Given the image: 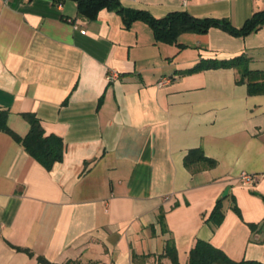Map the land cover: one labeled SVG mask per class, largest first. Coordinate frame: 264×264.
Wrapping results in <instances>:
<instances>
[{
	"label": "crops",
	"instance_id": "1",
	"mask_svg": "<svg viewBox=\"0 0 264 264\" xmlns=\"http://www.w3.org/2000/svg\"><path fill=\"white\" fill-rule=\"evenodd\" d=\"M182 1L119 3L155 18H227L236 28L260 10L253 0ZM241 54L264 71V25L246 36L211 27L164 43L145 22L127 28L106 8L88 18L74 0H0L7 125L22 137V114L32 113L45 135L63 141L61 160L46 169L0 131V264H41L37 256L171 264L167 240L187 264L199 239L233 261L264 264V93L249 94L233 68L184 73L200 59ZM109 71L118 74L111 82ZM196 148L212 168L185 166ZM241 172L254 182L239 183ZM225 190L213 226L207 219Z\"/></svg>",
	"mask_w": 264,
	"mask_h": 264
},
{
	"label": "trees",
	"instance_id": "2",
	"mask_svg": "<svg viewBox=\"0 0 264 264\" xmlns=\"http://www.w3.org/2000/svg\"><path fill=\"white\" fill-rule=\"evenodd\" d=\"M62 0H53L59 2ZM79 14L88 18H95L97 12L106 8L115 11L120 15L125 27H129L131 22L141 20L151 28L153 38L156 42L174 43L178 35L182 33H206L211 27H217L234 36H246L258 30L264 25V9L254 11L247 18L241 27L236 28L231 25L227 18H196L186 11H172L160 18L153 17L144 10H137L123 7L116 0H74ZM250 57L244 54L230 59H200L192 67L186 69L184 73H190L210 68H233L237 73L236 81L245 83L249 94L264 93V71L249 68ZM8 111L0 108V131L11 135L19 142L25 151L37 160L46 169H49L55 162L61 160L63 156V141L54 134L45 135L40 121L32 113H23V118L28 123V130L24 136H18L7 125ZM184 164L190 170L208 169L215 165V161L203 155L199 148L191 149L184 157ZM196 165V166H194ZM227 196L216 200L207 221L216 226L223 218L222 201ZM235 209V206L233 207ZM159 215V223L162 222ZM164 256L169 258L171 264H179L172 241L165 244ZM37 261L41 264H59L46 261L42 256H37ZM61 264H95L94 262H80L78 260H67ZM187 264H261L252 260L233 261L229 259L221 250L204 240H197L189 251Z\"/></svg>",
	"mask_w": 264,
	"mask_h": 264
},
{
	"label": "built area",
	"instance_id": "3",
	"mask_svg": "<svg viewBox=\"0 0 264 264\" xmlns=\"http://www.w3.org/2000/svg\"><path fill=\"white\" fill-rule=\"evenodd\" d=\"M118 2H124V1H134V0H116ZM259 2L263 3L264 4V0H258ZM182 5L185 6L186 5V0H183L182 1ZM85 31L84 30H81V33H84ZM118 77V74L115 72V71H109L108 74H107V80L109 82L115 80L116 78ZM170 81V78L168 77H165V78H161L157 84L158 85H164L166 83H168ZM238 182L243 184V185H250L254 182L255 178L253 175L251 174H248V173H245V172H241L239 175H238Z\"/></svg>",
	"mask_w": 264,
	"mask_h": 264
},
{
	"label": "rangeland",
	"instance_id": "4",
	"mask_svg": "<svg viewBox=\"0 0 264 264\" xmlns=\"http://www.w3.org/2000/svg\"><path fill=\"white\" fill-rule=\"evenodd\" d=\"M253 5L255 9H264V4L259 2L258 0H253Z\"/></svg>",
	"mask_w": 264,
	"mask_h": 264
},
{
	"label": "water",
	"instance_id": "5",
	"mask_svg": "<svg viewBox=\"0 0 264 264\" xmlns=\"http://www.w3.org/2000/svg\"><path fill=\"white\" fill-rule=\"evenodd\" d=\"M226 193H227V190H225V192L223 193V196L226 195Z\"/></svg>",
	"mask_w": 264,
	"mask_h": 264
}]
</instances>
